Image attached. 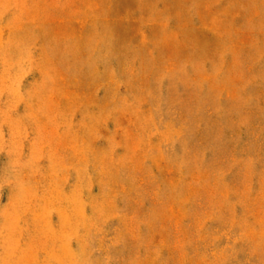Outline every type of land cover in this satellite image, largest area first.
<instances>
[{
	"label": "rangeland",
	"instance_id": "rangeland-1",
	"mask_svg": "<svg viewBox=\"0 0 264 264\" xmlns=\"http://www.w3.org/2000/svg\"><path fill=\"white\" fill-rule=\"evenodd\" d=\"M0 264H264V0H0Z\"/></svg>",
	"mask_w": 264,
	"mask_h": 264
}]
</instances>
